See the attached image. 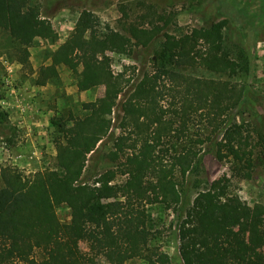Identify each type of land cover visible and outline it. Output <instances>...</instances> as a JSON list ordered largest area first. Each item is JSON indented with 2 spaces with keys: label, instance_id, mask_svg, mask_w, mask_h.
<instances>
[{
  "label": "trees",
  "instance_id": "1",
  "mask_svg": "<svg viewBox=\"0 0 264 264\" xmlns=\"http://www.w3.org/2000/svg\"><path fill=\"white\" fill-rule=\"evenodd\" d=\"M228 23L180 35L133 27L127 36L81 12L35 84L54 83L63 67L78 76L79 91L103 87L104 94L83 104V117L52 120L53 167L27 176L0 164V264H175L159 244L154 212L161 211L176 214L170 229L177 264H264V203L191 192L192 169L207 153L230 160L242 179L264 166V134L253 144L246 123L235 122L256 100L245 81L251 78L246 53L225 44ZM161 34L152 70L126 97L128 81L114 74L109 53L147 49ZM0 35V56L29 69L34 42L57 38L38 0H0ZM107 140L113 148L100 170L96 156ZM62 206L68 222L59 218Z\"/></svg>",
  "mask_w": 264,
  "mask_h": 264
},
{
  "label": "rangeland",
  "instance_id": "2",
  "mask_svg": "<svg viewBox=\"0 0 264 264\" xmlns=\"http://www.w3.org/2000/svg\"><path fill=\"white\" fill-rule=\"evenodd\" d=\"M38 1L57 38L37 39L34 42L30 48V69L0 56V164L15 166L27 176L44 167H53L56 156L54 137L57 133L52 120L83 117V104L103 96V87L79 91L78 76L63 67L60 68L59 79L54 83L46 86L35 84L40 68L49 65L55 50L72 35L84 10L94 13L101 27L109 26L127 36H130L129 31L133 27L152 29L154 26L163 27V32L180 35L193 28L209 27L227 19L225 44L230 51L236 52L235 49L239 48L246 53L251 78L245 81L251 84L256 100V105L245 106L238 113L235 122L246 123L245 135L254 141L253 144L257 141V134H264V0ZM160 16L164 20L161 21ZM163 21L167 24L164 25ZM162 38L161 34L151 47L135 48L127 55L109 53L114 74L123 73L125 81H128L125 83V92L129 91L126 97L131 94L133 84L145 72L152 70L151 60ZM112 117L113 131L117 134L122 122L118 107ZM215 136L212 132L211 137ZM6 138H12L11 142ZM112 148L111 140L100 147L96 156L101 161L100 170L106 166V155ZM192 170L193 195L197 191L210 189L222 196H238L251 206L264 203V166L257 164L252 178L242 179L230 160L219 162L207 153ZM57 212L62 222L69 221L70 212L65 206ZM175 215L171 211L154 212V218L158 220L157 229L161 231L159 244L177 264L178 245L170 229ZM128 264H141V261Z\"/></svg>",
  "mask_w": 264,
  "mask_h": 264
}]
</instances>
